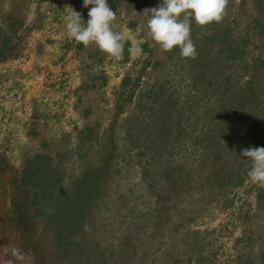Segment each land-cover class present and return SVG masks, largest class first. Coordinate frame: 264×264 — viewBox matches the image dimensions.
Returning <instances> with one entry per match:
<instances>
[{
	"label": "rangeland",
	"instance_id": "374dc122",
	"mask_svg": "<svg viewBox=\"0 0 264 264\" xmlns=\"http://www.w3.org/2000/svg\"><path fill=\"white\" fill-rule=\"evenodd\" d=\"M160 3L108 0L117 14L113 30L127 43L117 62L68 37L71 8L89 18L83 0H0V41L13 38L17 54L0 63V264H264V188L250 181L251 161L240 155L264 147V128L253 135L264 119V0H229L221 23L193 22L195 59L151 40L146 9ZM227 26L232 39L248 41L233 63L218 56L223 42L207 40ZM136 39L143 41L139 58L130 51ZM239 91L251 98L244 108L233 94ZM168 95L166 134L161 120L147 123L158 112L156 98ZM118 107L124 113L115 117ZM85 126L96 139L80 150L76 130ZM107 144L111 157L86 233L59 244L39 220L38 203L28 211L38 218L39 234L30 238L34 229L21 228L12 208L24 160L64 155L61 185L70 187L86 166L101 163Z\"/></svg>",
	"mask_w": 264,
	"mask_h": 264
},
{
	"label": "trees",
	"instance_id": "16d2710c",
	"mask_svg": "<svg viewBox=\"0 0 264 264\" xmlns=\"http://www.w3.org/2000/svg\"><path fill=\"white\" fill-rule=\"evenodd\" d=\"M15 25L16 23L12 24V27H15ZM227 27L228 28H225L223 31H215L213 35L210 36L211 38H207V40L209 42L211 40L219 41V43L223 42L225 50H221L218 53V56L220 57L221 53L224 52L227 59L233 63L240 58L248 41L242 38H236L235 40L232 39V36L230 35L231 28L229 26ZM259 32H263L262 28ZM13 42V38L8 36L3 37L0 41V63L17 55L12 54V51L15 48ZM126 46L127 43L125 42V49ZM233 47H235V49ZM203 55H207V53ZM222 59L223 61H226L225 57H222ZM254 70L255 76L258 70L256 67ZM251 76L253 77V74ZM212 77H215V75ZM229 77H231V75H229ZM127 84L128 80L125 79L122 83V87L126 88ZM252 86V83H247L246 85L247 90H251L252 93H254ZM233 94H235V99L237 96L238 100H243L241 108H244V105H246L248 100L251 99L246 98V91H239ZM252 96L253 98L255 97V95ZM131 99L132 93L129 92L127 99L123 100V102H130ZM233 99L234 97L228 98L224 105L228 106ZM172 103L173 97L171 95H168L165 98H156V107L158 108V112H150L148 115L150 117V121L147 123L148 126L151 127L156 123V121L161 120L162 126L160 129L168 134V130L171 129V115L169 110ZM118 109L120 112H114L115 117L124 113L121 112L122 108L118 107ZM134 118H138V115H134L133 119ZM256 123L258 127L254 130L253 135L257 130L261 131L264 128V119L263 121L260 120ZM95 135L96 133L89 126L77 129L76 141L78 148L81 150L87 143L93 142V139H96ZM221 135L222 139L225 138L227 136L226 131L222 132ZM67 137L68 135L64 134L62 139ZM97 141L100 142L102 140L98 138ZM154 143L155 142L151 143V146L147 147V150L153 157L155 155L152 151H155L156 145ZM108 146H110V144H107L105 148L103 147L107 151H103V155L101 156L102 159H100L101 163L94 167H90V165L86 166L83 169V172L77 177L76 181H74V183L70 182V184L73 183L70 187L61 185L63 180L62 161H64V155L55 154L54 156H56L58 160H54L53 156L49 154L50 152L47 154L38 153L35 154L32 159L24 160L22 167L18 172V177H16V194L12 202L13 214L19 226L28 231L30 224L31 228L34 229V225L37 223L36 220L38 218L40 220V216H42L45 220L44 223L52 226L53 234L59 244L66 245L68 242L71 244L73 234L79 235L78 233L83 231L82 229L85 227L87 220L89 219L92 208L91 203L95 197L94 194L96 192V187L102 176H104L107 170L108 162L110 161L111 154L108 153ZM82 156L83 153L81 154V157ZM155 160L156 158L154 157L153 162ZM22 196L24 197L23 199ZM30 196L32 197L31 202L29 200ZM38 203L43 204L44 206V208L39 209L40 212L37 210V212L40 213L38 218L33 214L29 217V209H34L35 204ZM83 233H81V235ZM31 234L30 238L36 239L35 237L39 234L38 229H34V233L31 232ZM64 250L65 249L62 251L64 252ZM65 253H69V250H65ZM34 256L36 259L39 258V254L37 253Z\"/></svg>",
	"mask_w": 264,
	"mask_h": 264
},
{
	"label": "clouds",
	"instance_id": "9594fccd",
	"mask_svg": "<svg viewBox=\"0 0 264 264\" xmlns=\"http://www.w3.org/2000/svg\"><path fill=\"white\" fill-rule=\"evenodd\" d=\"M229 0H162L151 9L147 21L148 35L164 52L179 48L180 56L195 59L198 55L191 38L192 23L205 27L212 23H221L226 16ZM91 7L89 8V6ZM83 7L89 8L88 20L71 8L66 17V29L69 38L85 47H95L114 61L123 59L125 40L122 34L113 30L117 14L111 9L108 0H83ZM140 28L137 29V32ZM143 41H132L131 55L139 58L143 53ZM251 161L247 175L250 181L264 188V147L245 148L240 154ZM85 225V230H88ZM9 264H12L10 261Z\"/></svg>",
	"mask_w": 264,
	"mask_h": 264
}]
</instances>
